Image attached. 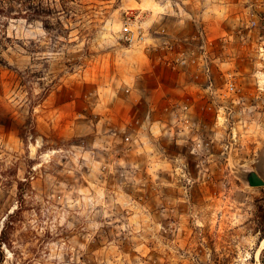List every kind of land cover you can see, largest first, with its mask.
<instances>
[{"label":"rangeland","instance_id":"1","mask_svg":"<svg viewBox=\"0 0 264 264\" xmlns=\"http://www.w3.org/2000/svg\"><path fill=\"white\" fill-rule=\"evenodd\" d=\"M21 3L0 15L5 264H264V0Z\"/></svg>","mask_w":264,"mask_h":264},{"label":"trees","instance_id":"2","mask_svg":"<svg viewBox=\"0 0 264 264\" xmlns=\"http://www.w3.org/2000/svg\"><path fill=\"white\" fill-rule=\"evenodd\" d=\"M15 4L21 5V0H0V15L13 13ZM8 17V16H6ZM6 228H3L0 234V264H5V254L3 251V245L7 243Z\"/></svg>","mask_w":264,"mask_h":264},{"label":"water","instance_id":"3","mask_svg":"<svg viewBox=\"0 0 264 264\" xmlns=\"http://www.w3.org/2000/svg\"><path fill=\"white\" fill-rule=\"evenodd\" d=\"M244 180L250 187H264V180L256 171H247L244 175Z\"/></svg>","mask_w":264,"mask_h":264},{"label":"built area","instance_id":"4","mask_svg":"<svg viewBox=\"0 0 264 264\" xmlns=\"http://www.w3.org/2000/svg\"><path fill=\"white\" fill-rule=\"evenodd\" d=\"M131 28L130 27H125V32H130ZM233 89V88H232Z\"/></svg>","mask_w":264,"mask_h":264}]
</instances>
